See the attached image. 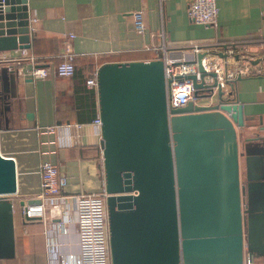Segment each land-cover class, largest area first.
<instances>
[{
	"label": "water",
	"instance_id": "obj_1",
	"mask_svg": "<svg viewBox=\"0 0 264 264\" xmlns=\"http://www.w3.org/2000/svg\"><path fill=\"white\" fill-rule=\"evenodd\" d=\"M27 17L26 0H0V50L28 46ZM201 55L199 79L183 76L196 100L168 108L160 58L103 61L95 69L109 264L264 258V126L238 138L241 105L222 95ZM11 72L0 66V130L13 115ZM15 192L14 160L0 152V258L14 255ZM39 202L32 196L17 205Z\"/></svg>",
	"mask_w": 264,
	"mask_h": 264
},
{
	"label": "crops",
	"instance_id": "obj_2",
	"mask_svg": "<svg viewBox=\"0 0 264 264\" xmlns=\"http://www.w3.org/2000/svg\"><path fill=\"white\" fill-rule=\"evenodd\" d=\"M188 0H26L34 29L29 33L26 52L47 68L43 77L30 78L11 72L12 117L0 130V152L11 156L16 171L13 199L14 255L0 258V264H45L44 230L69 204L65 232H54L64 244L61 253L76 252L74 214L68 197L78 191H103V169L99 128L92 122L97 115L96 91L85 84L103 61L155 58L163 39L169 49L189 42L216 49L229 42L248 39L244 45L264 53V0H215L216 26L202 24L186 14ZM139 8L142 30L133 26L131 10ZM69 34H72L70 36ZM65 48L73 54V72L57 75L53 67ZM21 49L0 50V66L20 57ZM255 53L252 63L262 65L259 73L239 76L222 86V95L241 105L243 126L236 127L238 138L264 126V59ZM22 61V60H21ZM14 67L25 62L12 63ZM22 66V67H23ZM199 102H214L200 99ZM264 131V130H262ZM47 160L66 175L62 196L51 202L40 199L42 213L36 218H21L18 200L36 196L39 191L38 164ZM240 181L245 180L243 156L238 158ZM245 259V256L243 260ZM264 264V258L249 259Z\"/></svg>",
	"mask_w": 264,
	"mask_h": 264
},
{
	"label": "built area",
	"instance_id": "obj_3",
	"mask_svg": "<svg viewBox=\"0 0 264 264\" xmlns=\"http://www.w3.org/2000/svg\"><path fill=\"white\" fill-rule=\"evenodd\" d=\"M133 26L137 30H142L143 22L141 10L139 8L131 10ZM217 5L215 0H188L186 5L187 16L202 24L216 26ZM35 17H27V29L30 33L34 29ZM160 34V43L157 46L146 47L157 52L155 58L162 61V72L166 82V108L179 106L187 100H196L192 95V85L184 75L194 74L196 80L199 79V71L196 67V55L202 52L200 64L204 72L212 71L216 83L221 87L227 81L234 80L237 76H244L259 73L262 65H254L252 59L255 53L258 60L264 59V53L257 52L241 44H227L221 48H212L200 45L197 42H189L187 45L178 49H169L163 39L162 31ZM72 36V34H69ZM22 47L20 57L10 58L5 64L8 70L19 72L30 78L43 77L47 73V68L36 62V56L31 52H26ZM60 59L53 67L57 75L69 76L73 72L72 58L73 54L65 48V51L59 56ZM22 60V61H21ZM25 62V66L14 67L12 63ZM95 72V71H94ZM85 78L84 82L88 86L95 88V75ZM204 81H210L209 75L203 76ZM215 88H213L214 91ZM199 93L200 90L198 91ZM92 122L99 126V118L96 115ZM38 185L39 191L36 195L39 199L46 198L50 202L62 196L61 190L66 185V175L59 173L54 163L42 160L38 164ZM103 191L85 192L78 191L65 195L71 202L74 214V223L76 231V252L67 251L61 253L58 248L64 242L54 237V232L64 233V223L69 220V204L66 202L59 217L51 220V226L44 230L45 234V264H109L108 257V233L106 222V211ZM21 218L38 217L42 213V203L25 204L18 206ZM26 219V218H25ZM242 264H252L245 258Z\"/></svg>",
	"mask_w": 264,
	"mask_h": 264
},
{
	"label": "trees",
	"instance_id": "obj_4",
	"mask_svg": "<svg viewBox=\"0 0 264 264\" xmlns=\"http://www.w3.org/2000/svg\"><path fill=\"white\" fill-rule=\"evenodd\" d=\"M253 40H246V39H242V40H236V41H232V42H229V44H241V45H243V44H248V43H250V42H252ZM147 51H148V49H146ZM151 57H152V55L150 56V57H147V58H150L151 59Z\"/></svg>",
	"mask_w": 264,
	"mask_h": 264
}]
</instances>
